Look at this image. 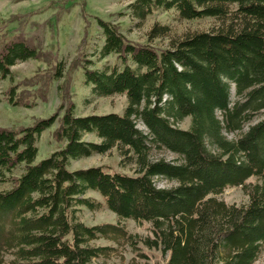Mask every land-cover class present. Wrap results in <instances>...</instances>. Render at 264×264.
<instances>
[{
  "label": "trees",
  "instance_id": "1",
  "mask_svg": "<svg viewBox=\"0 0 264 264\" xmlns=\"http://www.w3.org/2000/svg\"><path fill=\"white\" fill-rule=\"evenodd\" d=\"M126 10L137 25L157 10L228 23L155 49L97 22L104 40L99 55L115 56V65L91 68L83 55L73 63H81L92 95H124L126 107L122 114L77 117L69 104L56 132L63 147L37 164L36 139L57 114L27 128L0 129V183L9 184L0 191V264H90L105 251L92 241L124 234L116 225L78 221L79 207L101 205L120 219L151 223V236L139 242L167 255L166 264H253L264 246V0H134ZM169 32L154 24L147 41ZM41 43L39 35L0 37V80L16 63L38 58ZM62 71L57 62L52 79ZM8 94L18 105L12 89ZM186 118L190 125L182 130ZM112 149L135 166L133 175L67 168L70 160ZM157 180L174 185L160 187ZM228 187H240L247 203L217 199ZM88 191L102 204L86 198Z\"/></svg>",
  "mask_w": 264,
  "mask_h": 264
},
{
  "label": "rangeland",
  "instance_id": "2",
  "mask_svg": "<svg viewBox=\"0 0 264 264\" xmlns=\"http://www.w3.org/2000/svg\"><path fill=\"white\" fill-rule=\"evenodd\" d=\"M133 1L0 0L1 38L39 35L42 40L38 58L16 63L10 68V75L0 80V129L27 128L37 120L57 114L52 126L36 139L37 155L34 163L37 164L63 147L64 142L57 139L56 132L69 104L73 105V113L77 117L122 114L126 107L124 95H92L90 86L83 83L81 63H73L77 55H83L82 58L90 62L91 68L102 70L115 65V56L101 58L99 55L104 41L97 23L99 20L112 24L128 41L138 45L149 44L155 49L167 48L172 39L195 32L213 31L228 23L213 18L185 21L179 19L173 11L157 10L137 25L126 10L127 5ZM154 24L168 27L169 36L148 42L146 34ZM57 62L61 63L63 71L61 78L55 80L52 74ZM11 89L14 92L12 101L19 103L16 106L9 100ZM262 115H258L254 122L262 118ZM189 125L190 119L186 118L178 127L187 130ZM227 138L234 139L235 136L227 135ZM83 140L98 141L93 135H84ZM152 154L153 157L166 160L176 158L168 152L152 151ZM90 167H104L109 172L126 175H133L135 169L116 149L103 155L94 154L88 158L70 160L67 168L74 171ZM22 170L23 166H19L12 172L13 176L19 175ZM247 182L256 183L257 180L250 178ZM156 185L170 187L174 184L157 180ZM8 188V183H0V191ZM85 197L102 204L101 197L95 192L88 191ZM216 198L227 205L240 206L247 203V197L240 187H228ZM76 216L86 226L110 224L124 232L117 237L111 236V239L92 241L91 246L103 247L105 251L98 258L92 259L90 264H166L167 255H162L156 249H148L139 242L151 236V223L120 219L103 205L94 211L79 207ZM253 264H264V246Z\"/></svg>",
  "mask_w": 264,
  "mask_h": 264
}]
</instances>
